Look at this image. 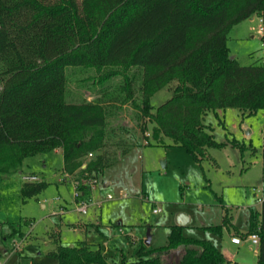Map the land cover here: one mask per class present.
<instances>
[{
  "label": "trees",
  "instance_id": "trees-1",
  "mask_svg": "<svg viewBox=\"0 0 264 264\" xmlns=\"http://www.w3.org/2000/svg\"><path fill=\"white\" fill-rule=\"evenodd\" d=\"M255 13L264 19V0H0V175L19 172L25 157L54 148H61L69 174L98 176L109 162L103 148L116 127L109 109L99 100L65 97L66 67L83 64L97 71L118 66L104 78L123 69L126 98L142 120L155 122L152 134L171 137L200 161L209 148L227 143L205 122L209 111L237 107L251 114L264 107V60L240 64L227 45L231 26ZM133 65L145 72L138 102L124 70ZM163 87L172 94L152 111L151 95ZM230 144L243 149L236 137ZM89 153L94 156L82 166ZM77 183L80 197L88 196L90 186ZM43 186L26 181L22 193ZM256 214L246 234L258 233V264H264V198ZM227 219L205 227L220 232ZM182 227L171 224L167 243L141 246L135 260L111 261L98 246L57 237L52 253L57 264H241L211 239L185 236ZM8 228L0 229L4 238L17 231Z\"/></svg>",
  "mask_w": 264,
  "mask_h": 264
},
{
  "label": "rangeland",
  "instance_id": "rangeland-1",
  "mask_svg": "<svg viewBox=\"0 0 264 264\" xmlns=\"http://www.w3.org/2000/svg\"><path fill=\"white\" fill-rule=\"evenodd\" d=\"M259 18L257 13L244 18L227 33L228 52L240 64L264 60V31L259 29ZM110 68L118 66L100 71L89 64L65 69L66 99L103 102L110 112V125L116 126L103 148L109 162L85 197L94 204L84 213L76 210L73 181H89L92 173L76 170L67 175L61 149L25 157L19 172L0 175V229L3 233L9 232L8 227L17 230L6 238L0 233V264H57L52 253L56 237L69 244L83 240L96 243L107 257L117 261L135 260L141 246L150 249L166 244L170 225L181 217L188 220L182 227L185 236L209 238L227 256L257 264L258 244L248 239L234 244L230 238L236 231L246 234L251 212L261 209L262 201L257 197L264 198V107L251 114L237 107L209 111L205 122L216 139L227 143L209 148L208 155L197 161L171 137L152 134L155 122L142 120L139 108L126 98L123 69L103 77ZM124 70L131 77L138 102L144 69L133 65ZM171 94L167 87L154 92L151 110ZM121 124L125 128H118ZM232 137L243 143L242 150L230 144ZM93 156H84V163ZM30 174L38 178L30 181H43L44 186L25 196L22 185L28 181L25 175ZM106 178L113 182L104 186ZM108 193L111 198H107ZM154 207L160 209L154 212ZM225 214L228 221L231 216L234 226L223 225L220 232L205 227L220 224ZM121 219L124 224L118 226ZM94 220L98 222L87 223ZM148 234L151 241L146 244ZM175 255L173 252L172 257Z\"/></svg>",
  "mask_w": 264,
  "mask_h": 264
},
{
  "label": "built area",
  "instance_id": "built-area-1",
  "mask_svg": "<svg viewBox=\"0 0 264 264\" xmlns=\"http://www.w3.org/2000/svg\"><path fill=\"white\" fill-rule=\"evenodd\" d=\"M260 18V22H261V25L259 26V29L261 31H264V19L261 15H259ZM92 153H89V155H91ZM25 178L28 179V181L30 180H36L38 179L37 176L35 174H30V175H25ZM74 184H75V191H74V196L76 198V210L80 211V212H86L87 211V208L90 204L94 203L93 201H89V200H86L85 198H82L80 197V194H81V190L80 188L78 187V183H77V180L76 181H73ZM81 183H84V184H88L90 186V189L94 186V184L97 182V177L96 176H92L89 181H86V180H80ZM112 195L110 193L107 194V198H111ZM258 200H261L262 201V198L260 197H257ZM96 203V202H95ZM98 203V201H97ZM160 208L159 207H154L153 208V211L154 212H157ZM245 239H248L251 241V243H254V244H258L259 242V235L256 231H252L250 233H247L246 236H241L239 234H234L231 236V240L235 243H238L240 244L242 241H244Z\"/></svg>",
  "mask_w": 264,
  "mask_h": 264
},
{
  "label": "crops",
  "instance_id": "crops-1",
  "mask_svg": "<svg viewBox=\"0 0 264 264\" xmlns=\"http://www.w3.org/2000/svg\"><path fill=\"white\" fill-rule=\"evenodd\" d=\"M219 111V110H218ZM57 149H61V148H57ZM85 165V163H83L82 164V166H84ZM103 171L104 170H101L100 171V174H102L103 173ZM67 175H72V173H67L66 171H64ZM113 182V179H111V178H106L105 180H104V186H107V185H110L111 183ZM92 204H94V203H92ZM255 211H258V210H255ZM227 215V214H226ZM228 216V215H227ZM229 218H230V220L229 221H227V223H226V225H224V226H227V228H229L230 226H234V223H233V221H232V218H231V216H229ZM184 220V219H183ZM228 220V219H227ZM90 222H98V220H94V221H88L87 223H90ZM188 223V220H186V222L183 224V225H185V224H187ZM116 224L118 225V226H120L121 224H124V221L121 219L120 221H117L116 222ZM99 226H100V224H98V226L96 227V229H98L99 228ZM109 226V225H108ZM95 229V228H94ZM86 230H89V229H86ZM90 231V230H89ZM234 234H239V235H241V236H246V234L245 233H242V232H238V231H236V232H234V233H232L231 234V236L232 235H234ZM246 240V239H245ZM83 241H85V240H83ZM83 241H81V242H83ZM230 241L232 242V243H234V244H238V243H235V242H233L232 240H231V238H230ZM250 241V240H249ZM20 242V241H19ZM19 242H17V245L19 244ZM85 242H87V243H90V244H93V245H95V246H97L96 245V243H93V242H89V241H85ZM251 242V241H250ZM70 245H73V243H71ZM99 247V246H98ZM100 248V247H99ZM4 250H6V249H4ZM222 252H223V254L226 256V258H228L229 260H231V262L233 263H241V264H246L245 262H240V261H237V260H235V259H233L232 257H229V256H227V254L222 250V249H220ZM102 251V250H101ZM257 251H258V249L256 248V256H257ZM103 252V251H102ZM104 253V252H103ZM120 253L122 254V256L124 255V253H123V251H120ZM105 254V253H104ZM106 255V254H105ZM257 258H258V256H257ZM107 259H109V260H111V261H117V260H115L114 258H109V257H107ZM258 262V261H257ZM248 264V263H247ZM258 264V263H257Z\"/></svg>",
  "mask_w": 264,
  "mask_h": 264
},
{
  "label": "water",
  "instance_id": "water-1",
  "mask_svg": "<svg viewBox=\"0 0 264 264\" xmlns=\"http://www.w3.org/2000/svg\"><path fill=\"white\" fill-rule=\"evenodd\" d=\"M185 222H186V219L183 220V217H181V218L178 220L177 223H179V224H184ZM150 241H151V236H150V234H148V235H147V238L145 239V243H146V244H149Z\"/></svg>",
  "mask_w": 264,
  "mask_h": 264
}]
</instances>
